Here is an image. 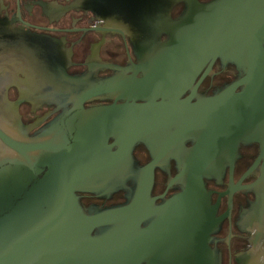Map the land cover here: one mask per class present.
<instances>
[{
  "label": "flooded vegetation",
  "instance_id": "af4514ba",
  "mask_svg": "<svg viewBox=\"0 0 264 264\" xmlns=\"http://www.w3.org/2000/svg\"><path fill=\"white\" fill-rule=\"evenodd\" d=\"M161 3L0 0V153L5 140L36 138L73 115L75 100L84 112L101 109L87 118L98 121L92 133H108L104 153L116 155L119 143L139 167L153 164L155 206L183 191L176 177L202 178L178 205V235L168 234L169 218L154 217L161 211L140 225L158 264H171L169 255L178 264H264V60L212 54L176 68L165 58L169 37L155 36ZM184 12L178 1L169 16ZM127 194L78 201L87 213L123 207Z\"/></svg>",
  "mask_w": 264,
  "mask_h": 264
},
{
  "label": "water",
  "instance_id": "95a60500",
  "mask_svg": "<svg viewBox=\"0 0 264 264\" xmlns=\"http://www.w3.org/2000/svg\"><path fill=\"white\" fill-rule=\"evenodd\" d=\"M178 1L185 4V12L173 20L169 10ZM162 2L159 10L165 16L155 26V36L164 32L169 37L165 58L176 68L191 60L193 66L203 65L200 58L212 54L264 60V0ZM182 52L185 63L180 61ZM72 105L73 115L65 114L36 138L5 140L0 153V264H158L144 228L150 225L151 211L164 213L154 217L169 218L168 234L178 235V205L187 189L203 186L202 178L176 177L172 182L183 191L163 207L155 206L149 199L153 164L139 167L119 143L116 155L104 153L108 133L94 135L98 121H87L101 115V109L84 112L77 100ZM76 114L83 119L71 120ZM122 189L128 193L123 207H89L85 213L78 201L80 193L105 198ZM135 242L140 245L136 252L129 246ZM171 257L170 263L178 264V258Z\"/></svg>",
  "mask_w": 264,
  "mask_h": 264
}]
</instances>
